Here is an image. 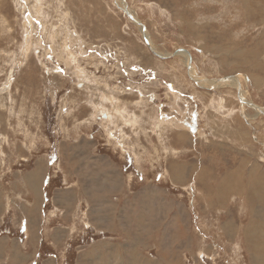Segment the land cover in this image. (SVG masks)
<instances>
[{
	"label": "rangeland",
	"instance_id": "374dc122",
	"mask_svg": "<svg viewBox=\"0 0 264 264\" xmlns=\"http://www.w3.org/2000/svg\"><path fill=\"white\" fill-rule=\"evenodd\" d=\"M122 1L0 0V264H264V0Z\"/></svg>",
	"mask_w": 264,
	"mask_h": 264
},
{
	"label": "bare ground",
	"instance_id": "6f19581e",
	"mask_svg": "<svg viewBox=\"0 0 264 264\" xmlns=\"http://www.w3.org/2000/svg\"><path fill=\"white\" fill-rule=\"evenodd\" d=\"M118 2H119V3H122V2H124V1H122V0H118ZM127 6H128V5H127ZM130 15H132V18H134V19L136 18L133 14L130 13ZM138 26H140V24H138ZM140 27H141V26H140ZM173 55H174V54H173ZM186 58H187V57H186ZM229 83H230V82H229ZM232 84H235V83H232ZM236 84H237V83H236ZM239 86H240V85H238V88H241V87H239ZM243 98H244V97H243ZM245 100H246V99H245ZM257 109H259V108H257ZM260 110H261V109H260ZM259 112H260V111L258 110V113H259ZM260 113H261V112H260Z\"/></svg>",
	"mask_w": 264,
	"mask_h": 264
},
{
	"label": "water",
	"instance_id": "95a60500",
	"mask_svg": "<svg viewBox=\"0 0 264 264\" xmlns=\"http://www.w3.org/2000/svg\"><path fill=\"white\" fill-rule=\"evenodd\" d=\"M253 105V104H252ZM255 108H257V106L256 105H253ZM260 110V109H259ZM261 111V110H260Z\"/></svg>",
	"mask_w": 264,
	"mask_h": 264
}]
</instances>
